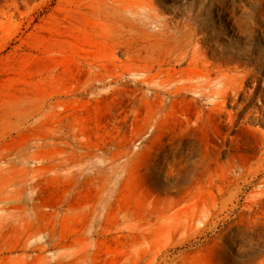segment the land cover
<instances>
[{
	"label": "rangeland",
	"instance_id": "374dc122",
	"mask_svg": "<svg viewBox=\"0 0 264 264\" xmlns=\"http://www.w3.org/2000/svg\"><path fill=\"white\" fill-rule=\"evenodd\" d=\"M0 19V264H85L103 207L97 229L140 228L117 264H264V0H0ZM51 232L77 260L35 248Z\"/></svg>",
	"mask_w": 264,
	"mask_h": 264
},
{
	"label": "bare ground",
	"instance_id": "6f19581e",
	"mask_svg": "<svg viewBox=\"0 0 264 264\" xmlns=\"http://www.w3.org/2000/svg\"><path fill=\"white\" fill-rule=\"evenodd\" d=\"M9 1V0H8ZM24 1V0H23ZM27 1V0H26ZM144 2V1H143ZM199 2V1H198ZM204 2V1H203ZM202 2V3H203ZM18 3V2H17ZM22 3V2H21ZM29 3V2H28ZM117 4H118V6H119V3L118 2H116ZM144 3H146V1L144 2ZM205 3V2H204ZM27 4V3H26ZM217 4V3H216ZM253 4V3H252ZM147 5V4H146ZM194 5H196L195 3H194ZM199 5H201V4H199ZM198 5V6H199ZM5 6V5H4ZM152 8V7H151ZM197 8V7H196ZM199 8V7H198ZM125 9H126V7H125ZM193 9H195V8H193ZM192 9V10H193ZM152 10V9H151ZM198 10V9H197ZM3 11V10H2ZM20 12V11H19ZM22 12V11H21ZM216 12V11H215ZM243 12V11H242ZM250 12V11H249ZM5 13V12H4ZM227 13V12H226ZM233 13V12H232ZM244 13V12H243ZM252 14H253V11L251 12ZM5 15H6V13H5ZM228 15V14H227ZM245 15V14H244ZM232 16V15H231ZM246 16V15H245ZM251 16V15H250ZM224 17V16H223ZM240 17V16H239ZM242 17H243V15H242ZM245 18V17H244ZM247 18V17H246ZM254 18V17H253ZM10 19H11V17H10ZM233 19H235V18H233ZM1 20V19H0ZM229 20V19H228ZM243 20V19H242ZM249 19H247V21H248ZM251 20V19H250ZM249 20V21H250ZM10 21V20H9ZM238 21L239 22H241L239 19H238ZM245 21V20H244ZM254 21H255V18H254ZM226 22V21H225ZM229 22V21H228ZM232 22H234L235 23V21H232ZM238 22V23H239ZM263 22H264V20H263ZM1 23H2V21H1ZM166 23V22H165ZM223 23V22H222ZM249 23V22H248ZM237 24V23H236ZM163 25H164V23H163ZM226 25V24H225ZM248 26H249V24H247ZM256 25V24H255ZM193 26V25H192ZM230 26V25H229ZM237 26V25H236ZM241 26H243V25H241ZM165 27V26H164ZM194 27H195V25H194ZM244 27V26H243ZM252 27V26H251ZM253 27H254V25H253ZM252 27V28H253ZM263 27V26H262ZM238 30H239V25H238ZM249 28V27H248ZM168 29H169V27H168ZM194 29V28H193ZM197 29V28H196ZM250 30H251V28H249ZM263 29V28H262ZM167 30V29H166ZM176 30V29H175ZM241 30H243L242 29V27H241ZM170 31H172V30H170ZM186 31V30H185ZM196 31V30H195ZM235 31V30H234ZM245 31V30H244ZM246 31H248V32H250L249 30H246ZM257 31V30H256ZM262 31V30H261ZM162 32V31H161ZM167 32H168V30H167ZM167 32H166V34H167ZM239 32H240V30H239ZM252 32H254V30L252 31ZM259 32V31H258ZM178 33V32H177ZM176 33V34H177ZM194 33V32H193ZM242 33H243V31H242ZM241 33V34H242ZM175 34V33H174ZM195 34H196V32H195ZM248 34V33H247ZM250 34V33H249ZM162 35H164V34H162ZM197 35V34H196ZM252 35V34H251ZM166 36H168V35H166ZM172 36V35H171ZM171 36L169 35V38H171ZM195 36V35H194ZM255 36V35H254ZM258 36V35H257ZM175 37V36H174ZM173 37V38H174ZM252 37V36H251ZM168 38V37H167ZM169 38H168V40H169ZM173 38H171V39H173ZM184 38H185V36H184ZM170 39V40H171ZM199 39V38H198ZM195 40H196V37H195ZM202 40V39H201ZM249 40V39H248ZM193 41H194V39H193V37L192 38H190V39H188V38H186V39H180V40H178V41H173V43L175 42V49H176V51H175V53H176V58H178V59H175L176 61H179V66H181V64H182V57H184V55H186L188 58H189V56H190V50H191V47L193 46ZM200 42H202V41H200ZM254 42V41H253ZM203 43V42H202ZM248 43H250V42H248ZM194 44H195V42H194ZM252 44V43H251ZM205 45V44H204ZM195 47V46H194ZM194 49V48H193ZM201 49V48H200ZM196 50V49H195ZM202 51V50H201ZM203 52H205V51H203ZM202 52V53H203ZM199 53V52H198ZM202 53H201V55H198V56H200V57H198V58H202L201 56H202ZM194 54H195V52H194ZM175 55V54H174ZM191 55H192V53H191ZM182 56V57H181ZM180 57V58H179ZM195 58H197V55H195ZM173 59H174V57H173ZM203 59V58H202ZM191 60H192V62H193V60L194 59H192L191 58ZM175 61V62H176ZM187 62V61H186ZM198 63V62H197ZM170 64H171V60H170ZM191 64V63H190ZM201 64V63H200ZM218 64H220V63H217V66H218ZM193 65H194V63H193ZM173 66V65H172ZM176 66V65H175ZM174 66V67H175ZM225 66V65H224ZM219 67H221L220 65H219ZM259 68V67H258ZM175 69H176V67H175ZM228 69V68H227ZM230 69V68H229ZM228 69V70H229ZM231 69H234V66L231 68ZM236 69V68H235ZM234 69V70H235ZM237 69H238V67H237ZM221 70V69H220ZM219 70V71H220ZM257 70V69H256ZM223 71V70H222ZM235 72V71H234ZM233 72V73H234ZM257 72V71H256ZM216 73H218V72H216ZM238 73V72H237ZM249 73V72H248ZM255 73V72H254ZM214 74V73H213ZM210 75V74H209ZM220 77H221V75L220 74H218ZM232 75H236V73L235 74H232ZM232 75L230 76V77H232ZM246 75H248V74H246ZM260 75V74H259ZM203 76V75H202ZM208 76V75H207ZM206 76V77H207ZM218 76V77H219ZM237 76V75H236ZM243 76H245V74L243 75ZM262 76V75H261ZM198 77V76H197ZM219 77V78H220ZM227 77V76H226ZM242 77V76H241ZM204 78V77H203ZM217 78V77H216ZM210 79H211V76H210ZM228 79V78H227ZM248 79V78H247ZM224 80H226V78H224ZM223 80V81H224ZM234 80V79H233ZM241 81H242V79H240ZM244 80V79H243ZM246 80V79H245ZM232 81V80H231ZM225 82V81H224ZM227 82V81H226ZM212 83V82H211ZM245 83H247L246 81H245ZM252 83H254V82H252ZM224 84V83H223ZM223 84H222V86H223ZM227 84V83H226ZM248 84V83H247ZM209 85V84H208ZM207 85V86H208ZM243 85H245V84H243ZM206 87V86H205ZM210 87H212V86H210ZM228 87V86H227ZM231 87V86H230ZM230 87H228V91H229V88ZM236 87V86H235ZM234 87V85H233V88H235ZM242 87V86H241ZM207 88V87H206ZM215 88V87H214ZM249 88V87H248ZM178 89V88H177ZM216 89V88H215ZM224 89H226V88H224ZM232 89V88H231ZM239 89V88H238ZM250 89V88H249ZM255 89V88H254ZM221 90V89H220ZM212 91V90H211ZM210 91V92H211ZM232 91H236V90H233L232 89ZM232 91H230V92H232ZM241 91H244V90H242L241 89ZM250 90H248V92H249ZM212 92H214V90L212 91ZM215 92H216V90H215ZM209 93V92H208ZM217 93V92H216ZM224 93V92H223ZM229 93V92H228ZM234 93V92H233ZM239 93H241V92H239ZM252 93V92H251ZM220 94H221V92H220ZM226 94H227V92H226ZM237 94H238V92H237ZM216 95V94H215ZM223 95V94H222ZM249 95H251V94H248V96ZM253 95H255V94H253ZM211 96H212V94H211ZM218 96V95H217ZM216 96V97H217ZM220 96V95H219ZM218 96V97H219ZM236 96V95H235ZM234 96V97H235ZM238 96V95H237ZM222 97V96H221ZM232 97V96H231ZM233 97V98H234ZM240 97V96H239ZM243 97V96H242ZM251 97V96H250ZM254 97V96H253ZM225 98V94H224V97H223V99ZM227 98H228V96H227ZM232 98V99H233ZM261 98H263V97H261ZM217 99V98H216ZM221 100H223L222 98H220ZM226 99V98H225ZM224 99V100H225ZM241 99V98H240ZM246 99V98H245ZM218 101H220L219 99H217ZM229 100V99H228ZM247 100V99H246ZM230 101V100H229ZM238 101V100H237ZM240 101V100H239ZM251 101V100H250ZM225 102V101H224ZM250 103V102H249ZM219 104V103H218ZM221 104V103H220ZM219 104V105H220ZM241 104V103H240ZM243 104V103H242ZM241 104V105H242ZM224 105H225V103H224ZM244 105V104H243ZM250 105V104H249ZM246 106V104L243 106V107H245ZM247 106H248V104H247ZM246 106V107H247ZM239 107H240V105H239ZM221 108V107H220ZM257 108V107H256ZM242 109V108H241ZM240 110V109H239ZM245 110V109H244ZM243 110V111H244ZM242 111V110H241ZM242 111V112H243ZM251 111V110H250ZM240 113V112H239ZM238 113V114H239ZM249 113V112H248ZM258 113H260V111L258 112ZM264 113V112H263ZM241 115V114H240ZM246 116H247V114H246ZM250 116V115H249ZM256 116V115H255ZM248 117V116H247ZM263 117V116H262ZM256 118H257V116H256ZM261 119V118H260ZM257 121V120H256ZM247 122V121H246ZM31 178V177H30ZM11 183V182H10ZM20 183L21 184H25L24 186H26V187H31V189L32 190H34L35 188H36V181L35 180H28L27 178H25L24 180H21L20 181ZM19 183V184H20ZM13 185H18V183H16V182H13ZM22 190V189H21ZM22 192V191H21ZM107 199H109V197L107 198ZM111 200V199H110ZM102 201H103V199L101 200V203H102ZM108 202H109V200H108ZM100 203V202H99ZM102 205H103V203H102ZM111 205V204H110ZM104 209L103 210H101V211H99V212H97L96 210H94V212L93 213H91V214H89V216H88V218L90 219L89 221H91V223H92V236L93 237H96V241H95V243L93 244V246L91 247L90 245H86V256H85V259H84V262H85V264L87 263V260H90V258H92V257H96V256H101L102 258H104V257H107L108 259H112V258H115L116 259V263L115 264H117V263H119V262H122V261H125V262H127L128 260H130V253L129 252H127V251H125V253H122V252H120L119 250H117V248H114V247H112L111 246V242H112V239L114 238V235L115 234H118L120 237H125V238H128V237H132V238H134V235L140 230V228L139 227H137V226H134L133 224H131V223H129L128 222V218H129V214H128V212H126V213H124V215H123V218H122V223L125 225L123 228H120V229H118V230H116L115 231V233H113V232H111V231H109V230H99V229H97L99 226H102V224H103V219H108L109 217H111L112 215L113 216H115L116 218H119V215L117 214V213H114V212H111L112 211V209H110V211H108L107 209H105L106 207H103ZM10 213V212H9ZM22 213H16V212H11L10 214H8L7 215V218L9 219V220H19V219H21L22 217H24V216H22L21 215ZM3 217V216H2ZM6 217V216H5ZM13 221V222H14ZM45 238H46V240H45V242H42L41 244H39V245H35V248H38V250L39 251H41V252H47V251H49V250H64V249H66V245H64L63 243H62V241H61V239H59V238H57L56 237V234L54 233V232H51L50 234H48V235H46L45 236ZM102 248H105V249H102ZM60 251V253L59 254H57L56 255V257H57V259H56V263H62V262H67V261H70V259L71 260H77V254L76 253H74V252H72V253H64L63 251L61 252ZM106 259V258H105ZM108 259H106V260H108ZM63 264V263H62Z\"/></svg>",
	"mask_w": 264,
	"mask_h": 264
}]
</instances>
